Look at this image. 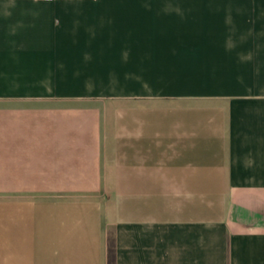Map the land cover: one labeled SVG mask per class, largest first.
<instances>
[{"label": "crops", "instance_id": "crops-1", "mask_svg": "<svg viewBox=\"0 0 264 264\" xmlns=\"http://www.w3.org/2000/svg\"><path fill=\"white\" fill-rule=\"evenodd\" d=\"M0 264H264V0H0Z\"/></svg>", "mask_w": 264, "mask_h": 264}]
</instances>
